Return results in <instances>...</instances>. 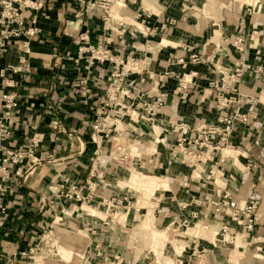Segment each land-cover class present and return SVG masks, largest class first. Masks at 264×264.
I'll return each instance as SVG.
<instances>
[{"label":"crops","instance_id":"1","mask_svg":"<svg viewBox=\"0 0 264 264\" xmlns=\"http://www.w3.org/2000/svg\"><path fill=\"white\" fill-rule=\"evenodd\" d=\"M45 1L46 6L39 12H29V16L36 15V26L40 30L30 39V52L26 53L30 71L16 76L20 81L16 88L20 92V106L10 145L23 147L31 137L37 136L41 149L53 152L55 160H46L27 170L15 187L14 194L6 198L9 212L0 227V253L27 254L29 247L39 239L41 230L54 217L46 212V199L51 196L67 213V222L81 219V227L103 230L98 233L99 236L91 237V233L85 229L90 242L89 258L97 261V264H110L111 261V264H166L153 259L152 254H146L151 245V228L144 224L142 211L148 212L150 209L145 223L151 219L150 225L154 230H159L154 224L155 219L163 226L167 224L166 227H171V222H178L177 219L190 216L191 212L197 210L200 220L216 231L227 218H215L208 210V202L222 186L241 200H259L258 213L262 217L252 233L263 234L264 0H113L110 3L112 17L108 20H105V11L98 5V0ZM172 19L175 20L173 24L170 23ZM118 30L124 34L119 36ZM83 32L89 36L88 42L83 44L98 45L104 37L112 36L113 42L109 47L115 54L123 60L134 57L145 63L146 73L148 70L155 74L156 80L150 81L148 86L152 90L150 94L161 91L168 93L164 106L154 118V130L152 122L130 118H126V121L129 122V132L137 128L144 130L145 136L137 138L148 142L145 144H148L149 155L155 152L156 147L158 149L147 159L148 155L143 150L145 144L133 141L129 153L132 156L145 155L141 162L148 160L156 175L166 176L161 177L169 180L170 188L158 187L146 196L131 185V177L125 179L126 171L112 170L109 166L101 167L96 176L111 182L108 188L100 187V193L104 194L102 197L123 195L128 190L138 201L140 211L133 208L127 214L123 206L122 212L126 215L118 220V223L127 225L125 228H132V232L138 230L139 236L135 239L134 234L130 239L126 234H120L124 231L123 226L111 221L106 208L104 211L86 203L78 205L57 198L65 176L81 184L85 182L90 175L91 156L96 152L90 134L93 117L91 104L101 92L91 95L89 101L85 102L80 90H72V83L84 77L87 86L96 90L93 87L94 78L98 75L102 77L112 66L109 62H97L90 67L88 55L77 61L81 45L77 38ZM23 53L22 42L18 40L5 51L0 68L18 62ZM193 53L201 56L200 63L190 61ZM180 57L186 58L187 65L179 63ZM237 63L248 64L253 69L245 71L237 86L239 92L247 97L243 110L255 112L257 125L250 128L238 124L232 138L235 149L216 151L214 163L205 162L195 168L184 164L181 156L174 154L169 145H155L153 139L158 135L164 136L165 130L172 128V124L185 122L193 127L215 121L218 111L213 108L210 82L220 80L223 74H230ZM167 72L168 76H164ZM131 77L134 79L138 75ZM180 78H188L192 83L186 89L179 90ZM230 83L228 79L227 84ZM137 102L132 106L139 108ZM49 105L53 106V110L49 109ZM119 126H122L121 123ZM173 140V135L168 134V142ZM138 160L139 157L137 163ZM148 163H142L144 170ZM213 165L218 178L210 174ZM125 185H129V188H124ZM134 189L139 192L137 199L133 194ZM153 198L160 201L157 203ZM97 201L100 202L101 198H97ZM183 205L187 206L183 208ZM78 209H81V216ZM105 222L112 226V230L117 227L119 235L105 233ZM199 224L202 225V222ZM190 239L208 248L204 253V259L208 260L206 264H232L231 261L246 264L243 258L251 257L247 254L254 251H248L242 258L247 245L244 234H239L233 245L218 242L215 246L210 239L192 236L186 242ZM104 242L108 245L103 246ZM188 246H177V253L169 256L172 260L168 264H197L187 260L192 254L187 250ZM228 255L231 261L226 263ZM183 259L188 262L183 263Z\"/></svg>","mask_w":264,"mask_h":264},{"label":"built area","instance_id":"2","mask_svg":"<svg viewBox=\"0 0 264 264\" xmlns=\"http://www.w3.org/2000/svg\"><path fill=\"white\" fill-rule=\"evenodd\" d=\"M45 2V0H0V61L4 57L5 51L18 40H21L22 50L24 51L19 56L18 62L8 63L0 68V227L4 224L9 212V205L5 200L8 196L14 194L15 187L20 184V178L23 174L34 166L43 164L46 159L55 160L53 152L45 148L41 149L42 145L37 136L31 137L26 146L13 147L10 145V138L15 129L14 121L17 118L20 106V92L16 90L20 85V81L16 76L30 71L31 68L26 53L30 52V39L39 31L36 26V15L29 16V12H39L43 9ZM98 2V5L105 11V20H108L112 17L110 3L113 0H98ZM174 22L175 20H170L171 24ZM117 33L119 36L124 34L122 30H118ZM88 40L89 36L86 32L79 34L77 41L81 45L78 50L77 61L81 60L84 55H88L90 67H93L97 62L112 64L109 72L103 74L102 77L98 75L94 78L93 87L96 90L87 86V79L84 77H80L72 83V90L77 92L80 90L81 94L85 96V102L89 101L91 95H97L98 92H101L91 104L93 117L90 123V134L91 140L96 146V152L91 156L90 175L85 182L81 184L72 180L69 176H65L60 185L57 198L64 201H73L76 204H93L96 203L97 198H101V201H97V203L106 205L110 214H115L117 211L111 213L113 207H117L118 210L119 205L125 207L127 214L133 208L140 211L141 206H137L138 201L134 200L128 190L123 195L112 194L111 196L102 197L104 194L100 193V187H103V189L108 188L111 186V182L96 177L101 168L100 165L108 167L107 164L111 158L121 163L130 159L127 153L117 149L113 151V147H111L110 152L103 153V146L105 141H113L118 136H127L130 140L140 144L147 143L137 140V137L145 136L144 130L137 128L133 129L132 133L128 131L129 122L126 121V118L152 122L154 130V118L164 106L168 93L161 91L156 94L153 93L154 95L150 94L152 90L148 86L150 81L156 80L155 74L148 70L146 73L145 63L136 58L131 57L123 60L115 54L109 47L113 42L112 36L104 37L98 45L83 44ZM189 59L192 63H200L202 60L197 53L191 54ZM178 61L183 65H187L185 57H180ZM250 69H252V66L248 64L237 63L230 74H223L220 80L214 79L210 82L213 108L218 111L215 121L203 122L193 127H189L185 122L172 124V128L165 130L166 134L164 136L159 137L158 135V138L153 139L155 145H169L174 154L181 156L184 164L195 168L205 162L214 163V153L216 151L222 152L225 148L235 149L232 138L238 124L242 123L250 128L257 125L255 112L243 110L247 97L239 92L237 86L245 71ZM135 74L138 77L131 79V76ZM168 74L169 72L164 76H168ZM228 79L231 80L230 84H227ZM190 83H192V80L180 78L178 89H186ZM129 100L131 101L130 104L128 103ZM136 100H138L137 104H140L139 108L132 106ZM49 109L53 110V106L49 105ZM120 123L122 126H119ZM133 133L136 134L133 135ZM168 134L173 135V141L168 142ZM157 150L156 147L154 153H157ZM138 157V163L145 159L142 155ZM131 164H134L132 158ZM210 174L215 178L219 176V174L216 175L214 165ZM128 186L125 185L124 188L127 189ZM157 199L153 198L158 203L160 200ZM199 203L201 202L199 201ZM259 203L256 198L241 200L230 189L222 186L217 195L208 202V210L213 213L215 218L219 220L227 218L221 227L215 231V235L219 239L233 240L239 232L252 233L256 230L262 217L258 213ZM46 205V212L54 216L53 222H49L51 229H53L55 228V220L58 219L61 223L62 213H67L63 207L60 208L59 202L53 196L46 199ZM186 206L183 205L182 207L185 208ZM181 220L186 227L196 226L201 221L197 210ZM175 222H171V225ZM206 226L209 228L208 224ZM38 240L29 247L27 254L0 253V264L35 263L41 255L37 254L40 249ZM206 252L207 249L204 248L202 253ZM87 257H89V254ZM89 263L86 259V264Z\"/></svg>","mask_w":264,"mask_h":264},{"label":"rangeland","instance_id":"3","mask_svg":"<svg viewBox=\"0 0 264 264\" xmlns=\"http://www.w3.org/2000/svg\"><path fill=\"white\" fill-rule=\"evenodd\" d=\"M45 6H46V2L44 3V7ZM118 137L122 138L124 136H118ZM118 137L114 138L113 141H111V140L105 141L104 146H103V153L110 152L111 147H113V151H116V149H117L116 148V140L119 139ZM137 140H140V138H137ZM141 141H143V140L141 139ZM143 148H144L143 149L144 152H146L145 154L148 155V156H146V157H148L147 159H150L151 155H149L150 153L148 152V150H149L148 144H145L143 146ZM134 150H136V149H134ZM232 154L235 155L236 153H232ZM135 155L137 156L138 154H135ZM136 156H132V157H130V159L127 162L123 161L122 163L117 162L111 158V160H110V162H108L107 166H109V169H112V170H114V168H115V170L119 169L122 171H126L128 174L126 173L127 176L125 179H128L129 177H131L130 178L131 185L133 187H135L137 190L142 191L146 196H147V194L154 192L156 190V188H158V187L159 188H163V187L167 188V187L171 186L168 179L161 177L164 175L158 176L155 174V172L152 170L153 167L150 168L148 160L141 162V164H139V163H137L138 156L137 157ZM142 157H145V155H142ZM131 158H132V161L134 163L133 165L131 164ZM46 160H49V159H46ZM56 162H59V161H53V163H56ZM142 163L143 164L148 163L145 170L143 169ZM100 167L107 168L106 165L105 166L100 165ZM149 169H151L152 171ZM164 177H166V176H164ZM155 183H159V184L156 185ZM166 183L168 184L167 187L164 186V184H166ZM133 194H135V199H137L136 195L139 194V192H137L134 189ZM174 194H176V192H174ZM141 200L142 199H140V201ZM78 205H80V204H78ZM89 205L96 207L100 210H104V211L107 209L106 205H104V204L99 205L97 202L93 203V204H89ZM122 206L123 205H119L118 208H121ZM104 208H106V209H104ZM78 210H80L79 215L81 216L82 215L81 209H78ZM123 210H121L120 212H117V214H110L109 213V214H107V216H109L111 221L114 220L115 223L117 224L120 221V217L122 218V216L126 215L125 213L122 212ZM116 211H118L117 207H113V210L111 213H115ZM149 211H150V209L148 210V212H147V210H143L142 216H141V218H143V220H144V224L146 226L149 225V226H147V228H151V231H150L151 235H150V241H149L151 243V245L149 243L150 247L146 250L147 251V253L145 252L146 254H152L151 256L154 257L153 259L157 258V261L159 263L161 262V263L168 264V263H171V260H172V259H169V256L174 254V252L177 253L176 247L179 245L181 246L182 244H184V246H187V244H188L189 246H188L187 250L189 252H191L192 254H189V257L187 258V260H191V262H197V264H206L208 262V260L204 259L205 256L202 253V250L204 248L207 250H208V248L202 246L203 243L194 242V239L187 240V242H186V239L188 237L192 236V237H195L197 239H203V238L207 239V240L210 239V240H212L213 245H215V243L217 244L218 242H216V241L218 240L217 239L218 237L215 235L214 230H212L211 228H207L206 224H208V223L200 221V222H202V225H201V228H202L201 231L202 232H201V231H198L199 230L198 228H193V227H196L197 225L196 226L190 225V226H188L189 228H187L186 226H184L182 224L181 219L176 218L177 220H179L178 222H180L181 225H180V223L175 222V224H173L171 227H169V226L166 227L167 224L163 226L162 224L158 223V221H156V219H155L154 224L156 226H158V228H160L161 230L160 229L154 230L153 226L150 225L151 219L146 222L147 224L145 223V220L148 219L147 215H148ZM62 215H63V218L61 220V223H65V224L69 225L70 227H72L73 230H76V231H79L81 229L80 230L81 234L80 233H77V234L73 233V232H71V229L66 230V228L65 229L62 227L59 228V226H58L59 224H57V223H54L55 228L51 229L50 225L48 224L44 227L43 230H41L39 240H38L40 249L38 250L37 254H47V255H40V256L47 257L50 262L55 263V264H78L79 262H81L82 264H85L86 259H87V261L90 262L89 264H97V261H95V260L93 261L92 258L87 257L89 252H90V249H89L90 242L88 241L86 230L91 233L90 234L91 237L99 236L98 233L103 232V230L97 229L95 227L92 228L91 226H89V228H84V226L81 227V225L83 224L81 219L79 221L73 222V223H71L70 221L67 222L66 215L64 213H62ZM52 222H53V220H51L50 223H52ZM55 222L60 223L58 221V219ZM118 224H120V223H118ZM120 225H122L123 226L122 228H124L123 229L124 231L120 232V234H122V235H123V233L126 234L128 239L132 238L133 234H134V236H133L134 239L139 236V235L137 236V234H139L138 230H134V232H132L133 231L132 228H125L127 225L126 226L124 224H120ZM103 228L107 229V232H105V233H109L110 236L118 234L117 233L118 228L117 227L113 228V230H115V231H113L112 226H110L108 224L106 225V222H105V225L103 226ZM119 230H120V228H119ZM92 231H96V233L94 234V232H92ZM47 235H50L51 237L47 238ZM134 239H132V241ZM244 240L246 241L247 245L245 247V251L243 252L242 258H243V256L246 255V253L248 251H251L252 249H254V251H252L253 254H247V256H251V257L243 258V260H245L244 262L246 264H264V236H263V234L245 233L244 234ZM124 242H126V240H124ZM104 245H108V243L104 242L103 246ZM256 247H259V248L256 249ZM42 248H43V250H42ZM77 253H79V255H81V257H79ZM50 254H53V255H50ZM64 254L65 255L66 254L67 255L68 254H74V258L70 262L68 259L63 257ZM256 255H259V256L257 257ZM82 258H84V259H82ZM117 260L119 261V258H117ZM187 260L183 259V261H184L183 263H187L188 262ZM230 261H231L230 255H228L226 263H229ZM112 262L113 261H111V263ZM233 262L231 261L232 264H235Z\"/></svg>","mask_w":264,"mask_h":264},{"label":"bare ground","instance_id":"4","mask_svg":"<svg viewBox=\"0 0 264 264\" xmlns=\"http://www.w3.org/2000/svg\"><path fill=\"white\" fill-rule=\"evenodd\" d=\"M119 2H121V1H119ZM188 79V78H187ZM119 138V137H118ZM132 140H130L127 136H124V137H122V138H119V139H117L116 140V148H117V150L119 151H122V152H124V153H127L130 157H132V155L129 153V151L128 150H130L131 149V145H132ZM225 149H234V148H225ZM224 149V150H225ZM161 183V182H160ZM156 185H158L159 183H155ZM164 186H168V184L166 183V184H164ZM170 188V187H169ZM164 190V189H163ZM143 200V199H142ZM141 200V201H142ZM82 204H85V203H82ZM121 210H123L122 209V207L121 208H119L118 209V211L117 212H120ZM117 212L115 213V214H117ZM57 220V219H56ZM55 223H57V224H59L58 226H59V228H66V230L68 229H71V232H73V233H80L81 234V229L79 230V231H76V230H73L72 229V227H70L69 225H67V224H65V223H58V222H55ZM176 223H177V221H176ZM178 223H180V222H178ZM180 225H181V223H180ZM170 227V226H169ZM197 228L199 229L198 231H201L202 230V228H201V224H198L197 225ZM239 234H245L244 232H239L238 234H237V236L235 237V239H233V240H231V239H226V240H223V239H219V238H217L218 240L216 241V242H221L220 244L221 245H228V244H232L233 245V243L235 242V240H237V238H238V235ZM51 236L50 235H47V238H50ZM49 241V240H48ZM47 241V242H48ZM215 246H216V244H215ZM42 250H43V248H42ZM78 254V256L79 257H81V255H79V253H77ZM41 255H47V254H41ZM50 255H53V254H50ZM77 256V255H76ZM63 257H65L66 259H68L70 262H71V260L74 258V254H64L63 255ZM80 259V258H79ZM50 263H52V262H50L49 261V259L47 258V257H43V256H40L39 257V259H38V261H36L35 263H32V264H50ZM53 264H55V263H53ZM78 264H82L81 262H79ZM86 264V263H85Z\"/></svg>","mask_w":264,"mask_h":264}]
</instances>
